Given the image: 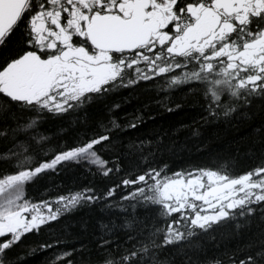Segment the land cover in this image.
I'll list each match as a JSON object with an SVG mask.
<instances>
[{"label": "snow or ice", "instance_id": "1", "mask_svg": "<svg viewBox=\"0 0 264 264\" xmlns=\"http://www.w3.org/2000/svg\"><path fill=\"white\" fill-rule=\"evenodd\" d=\"M0 52L5 53L0 121L18 122L0 129V138L14 142L0 153V162L14 169L0 175V264H21L23 254L9 253L28 234L97 203L121 212L154 209L157 216L151 228L135 235L136 218L126 217L119 226L127 233L124 245L110 239L116 225L101 223L97 248L103 259L94 261L89 254L82 264H176L177 255L182 264H201L194 258L202 249L199 237L218 229L239 236L254 220L256 233L229 261L264 264V155L258 166L239 175L228 161L169 174L167 164L152 166V141H140L128 145L141 153L146 169L134 178L129 174L103 193L88 187L39 202L26 197L30 183L72 162L93 166L105 177L119 173V164L109 167L97 146L115 149L114 132L143 122L137 116L121 125L112 115L120 108L114 103L107 122L100 120L102 132L85 134L41 160L39 153L49 155L44 148L49 137L36 130L49 117L78 116L88 105L142 81H157L163 93L189 86L202 97L205 122L229 120L254 100H264V0H0ZM21 132H35L29 139L39 153L26 141L15 142ZM256 134L264 144V127ZM120 187L125 194L116 201ZM59 244H39L27 254ZM172 249L177 251L171 259L160 258ZM76 251L83 252V246L58 253L51 264H75L69 257Z\"/></svg>", "mask_w": 264, "mask_h": 264}, {"label": "trees", "instance_id": "2", "mask_svg": "<svg viewBox=\"0 0 264 264\" xmlns=\"http://www.w3.org/2000/svg\"><path fill=\"white\" fill-rule=\"evenodd\" d=\"M4 55V52H0V58ZM157 83L142 81L132 88L120 89L110 94L103 102L88 105L78 116L72 114L63 118L45 119L36 131L49 137L44 145L45 150H49L47 157L39 153L35 142L29 139L35 132L18 133L15 142L26 141L43 160L50 159L55 151L61 150L66 144L74 145L85 134L92 136L94 133L102 132L99 127L100 120L103 118L107 122L110 118L108 107L114 103L120 104V108L112 115L121 125H127L137 116L143 117V122L138 123L135 129H122L113 133V142L117 145L115 149L108 150L106 147L97 146L98 153L108 161L109 167L115 168L119 164L121 169L119 173L114 171L105 177L93 166L72 162L61 168L58 174L42 176L35 183H30L26 188L27 199L39 202L88 187L103 193L108 188L120 184L122 179L129 177V174L134 178L146 169L141 161V153L135 147L129 148L128 145H136L140 141H152L151 150L156 152L152 166L160 167L167 164L169 174L196 167L215 168L228 161L234 167L235 174L239 175L259 165L261 156L264 155V144L258 138L256 129L264 127V100H254L250 107L238 112L229 120L205 122L202 117L206 113L199 93L192 92L189 86H179L163 93L157 90ZM169 107L173 111H168ZM17 123L8 120L6 125L14 128ZM6 125L4 121H0V129ZM158 139H162L159 145ZM13 143L10 136L0 138V153L6 152ZM147 151L146 148L145 154ZM13 171L10 164L0 162V175ZM123 194H125L123 188H117L114 200L119 201ZM132 216L136 218L134 226L136 231L133 232L135 235L140 229L151 228L157 214L154 209L146 210L143 207H138L133 213L131 208H128L127 212H121L118 208L109 210L101 203L84 206L64 215L58 222L53 223L51 227L43 228L38 234H28L9 255L23 254L21 264H51L58 253L79 250L83 246V252L76 251L69 257L75 264H82V258H87L89 254L94 261L102 260L103 256L100 253L103 250L97 248L101 223L116 225L117 228L110 239L124 245L127 233L119 226L124 223L126 217ZM256 231L254 220L251 230H245L239 236L229 235L226 229H218L213 234L199 237L202 249L198 254H194V258H198L201 264H208L211 259H219L223 264H230L229 257L238 248H242ZM56 241H60L58 247L27 254L31 248L39 244H55ZM176 251L172 249L163 252L160 258L171 259L176 255ZM182 259L177 255L176 264H182Z\"/></svg>", "mask_w": 264, "mask_h": 264}]
</instances>
